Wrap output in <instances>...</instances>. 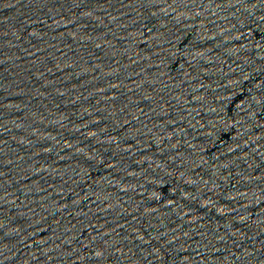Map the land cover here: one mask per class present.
<instances>
[{
    "label": "water",
    "instance_id": "water-1",
    "mask_svg": "<svg viewBox=\"0 0 264 264\" xmlns=\"http://www.w3.org/2000/svg\"><path fill=\"white\" fill-rule=\"evenodd\" d=\"M0 264H264V0H0Z\"/></svg>",
    "mask_w": 264,
    "mask_h": 264
}]
</instances>
